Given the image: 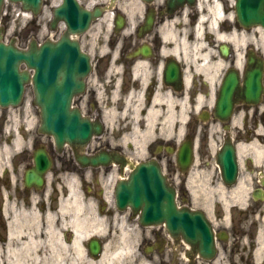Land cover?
Wrapping results in <instances>:
<instances>
[{
	"label": "flooded vegetation",
	"instance_id": "obj_1",
	"mask_svg": "<svg viewBox=\"0 0 264 264\" xmlns=\"http://www.w3.org/2000/svg\"><path fill=\"white\" fill-rule=\"evenodd\" d=\"M245 1L247 19L238 0H77L102 10L68 97L96 130L57 145L30 83L0 105V264H264V0ZM146 160L187 232L117 207V176Z\"/></svg>",
	"mask_w": 264,
	"mask_h": 264
},
{
	"label": "water",
	"instance_id": "obj_2",
	"mask_svg": "<svg viewBox=\"0 0 264 264\" xmlns=\"http://www.w3.org/2000/svg\"><path fill=\"white\" fill-rule=\"evenodd\" d=\"M20 1L23 8L31 9L34 14L40 9L41 0ZM96 14L97 9L89 12L75 0H64L61 5L54 7L51 20L52 25L60 19L65 22L66 29L61 37L57 41L45 40L39 46L31 40L28 48L17 47L13 39L9 43L1 41L3 28L0 27V103L16 104L20 101L24 84L29 81L30 76L27 68L20 69L19 65L24 62L26 67H33L35 72L32 81L40 107L39 128L53 134L59 144L63 140L74 143L88 138L85 135L89 130L86 122L76 121L74 113L69 110L68 101L59 102L64 91L60 87L59 77L62 61H70L61 84L66 92L70 91L74 85L71 75L79 68L78 61L83 57L73 54L80 47L69 34L83 31L91 16ZM115 197L119 208L130 206L141 211L140 221L143 223L162 220L169 227L188 228L189 216L177 208L174 188L157 164L147 162L133 168L127 178L118 181Z\"/></svg>",
	"mask_w": 264,
	"mask_h": 264
},
{
	"label": "rangeland",
	"instance_id": "obj_3",
	"mask_svg": "<svg viewBox=\"0 0 264 264\" xmlns=\"http://www.w3.org/2000/svg\"><path fill=\"white\" fill-rule=\"evenodd\" d=\"M6 6H5L6 9L9 7H11V9L15 7L16 10L20 9L19 4L17 3H12ZM49 15H50V5H45L42 11L37 16L36 21H39L42 25H44ZM4 20L5 19H3L1 23L6 28L5 39L9 38L12 35H17L19 37L18 45L24 46L30 37L31 23H29L28 21L29 17H23L19 15L18 17L15 18L14 14H10L9 17H7L5 21ZM43 30L44 29H41L38 32V38L42 37V35L44 34Z\"/></svg>",
	"mask_w": 264,
	"mask_h": 264
},
{
	"label": "bare ground",
	"instance_id": "obj_4",
	"mask_svg": "<svg viewBox=\"0 0 264 264\" xmlns=\"http://www.w3.org/2000/svg\"><path fill=\"white\" fill-rule=\"evenodd\" d=\"M26 14V13H25Z\"/></svg>",
	"mask_w": 264,
	"mask_h": 264
}]
</instances>
